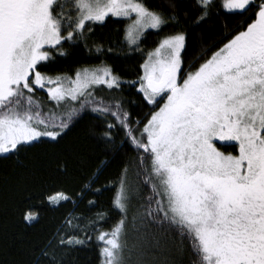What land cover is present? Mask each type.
Instances as JSON below:
<instances>
[{"label":"snow or ice","instance_id":"obj_1","mask_svg":"<svg viewBox=\"0 0 264 264\" xmlns=\"http://www.w3.org/2000/svg\"><path fill=\"white\" fill-rule=\"evenodd\" d=\"M183 6L184 0H163L161 7L149 0H0V161L27 167L20 157L39 153L46 167L66 172L62 144L85 111L99 119L91 133L99 143L113 152L127 145L136 153V181L130 183L125 164L112 201L122 215L96 236L101 264H130L133 251L138 264L155 256L161 245L149 225L174 233L176 251L181 257L187 251L189 264H264V0H192L181 12ZM221 15L238 18L220 38L222 46L211 51L195 39L189 44L198 28ZM109 17L129 21L124 35L133 50H140L147 30L165 32L141 65L138 91L152 106L144 120L133 121L123 101L98 95L123 83L107 66L77 69L74 76L40 70L66 57V44L89 48L91 41L102 52L92 40L94 25ZM37 90H46L52 108H45ZM134 199L142 203L130 222L136 236L129 246ZM69 200L63 192L45 200L38 191L24 200L21 219L32 224L45 202ZM69 217L33 250L32 264H62L59 252L87 246L92 237ZM104 218L98 213L90 225ZM160 264L177 262L164 256Z\"/></svg>","mask_w":264,"mask_h":264},{"label":"trees","instance_id":"obj_2","mask_svg":"<svg viewBox=\"0 0 264 264\" xmlns=\"http://www.w3.org/2000/svg\"><path fill=\"white\" fill-rule=\"evenodd\" d=\"M191 2L192 0H184V6L180 11H188L187 5ZM149 3L155 7H161L163 0H149ZM236 19L238 18L231 15L213 18L192 34L189 44H192L195 39L211 48V51H215L216 48L213 45L222 46L220 38L234 28ZM128 22L121 18L109 17L103 25H94L95 34L92 40L102 46V52L98 53L91 41L89 48H85L83 44L75 47H69L66 44L65 49L68 55L57 57L52 63L46 62L40 70L53 76L56 74L72 76L77 69L109 66L123 83L116 90L102 88L98 90V95L123 101L133 121L144 120L152 110V106L147 104L142 93L138 91V80L143 74L141 65L147 58L148 52L157 47L158 41L163 38L165 32L157 33L155 30H147L140 41V50H133L128 46L124 35V28ZM211 51L208 56L211 55ZM189 52L191 53V48ZM36 96L43 101L46 109L53 107L46 90H37ZM98 123L99 119L91 111L81 113L74 120L62 144L68 165L66 172L57 173L46 167L45 158L39 153L34 157H20L27 167L16 163L14 159L0 161V264H32L33 250L39 249L53 238L65 219L70 218L69 213L77 218L73 220V224H83V221L94 219L98 213H104L105 218L101 222L87 228V234L92 237L87 246L78 247L67 254L58 253V256L62 258V264H101L100 245L96 236L101 231H110L122 215L113 207L112 201L119 174L125 164L129 166L130 183L136 181L132 171L136 153L127 145L122 150L113 152L99 143L91 134ZM121 139H123L122 133L117 135L118 145ZM221 149L235 153L233 148ZM101 161H107V163L97 173ZM93 173H97L98 179L91 184L90 190L82 193L83 186L89 183V177ZM38 191L45 193V200L47 195H54L57 192H63L70 197V200L63 201L58 206H49L45 202L41 206L39 220L27 224L21 219L23 202L29 196L34 198ZM89 201H94V204H89ZM33 202L40 204L39 200L34 199ZM141 203V200L134 199L129 206V224L127 225L129 246L134 243L136 236L130 222L133 215H138L141 211ZM148 232L159 239L161 248L155 256L151 253L147 254L143 258L145 264H160L164 256L175 260L177 264H181V261L183 264H189V253L186 251L181 257L176 251L173 243L176 239L174 233H163L151 225L148 226ZM77 235L83 238V234L77 233ZM139 259L140 257L133 251L130 264H138Z\"/></svg>","mask_w":264,"mask_h":264},{"label":"rangeland","instance_id":"obj_3","mask_svg":"<svg viewBox=\"0 0 264 264\" xmlns=\"http://www.w3.org/2000/svg\"><path fill=\"white\" fill-rule=\"evenodd\" d=\"M157 46H158V45H157ZM154 49H155V48H154ZM154 49H153V50H154ZM153 50H152V51H153ZM98 67H102V66H98ZM107 67H109V66H107ZM93 68H95V67H93ZM109 68H110V67H109ZM90 69H91V68H90ZM110 69H111V68H110ZM72 76H74V75H72ZM138 87H139V85H138ZM218 146H219V142H218ZM221 150H222V149H221ZM222 151H223V150H222ZM226 152H228V151H226ZM229 152H230V151H229ZM234 154H235V153H234ZM96 217H97V215L95 216V218H96ZM95 218H94V219H95ZM92 220H93V219H92ZM92 220L86 221V222H88V223H86L85 221H83V224H79V223H78V225H79L81 228H86V229H87L88 227H90V226L94 227L96 224H95V225H90V221H92ZM101 221H102V220H100L99 222H101Z\"/></svg>","mask_w":264,"mask_h":264}]
</instances>
